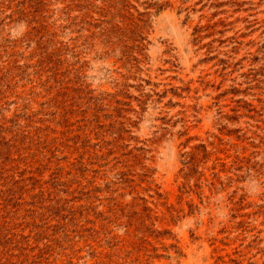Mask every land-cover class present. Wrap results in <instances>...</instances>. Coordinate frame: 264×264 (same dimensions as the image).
Returning a JSON list of instances; mask_svg holds the SVG:
<instances>
[{"label":"rangeland","instance_id":"1","mask_svg":"<svg viewBox=\"0 0 264 264\" xmlns=\"http://www.w3.org/2000/svg\"><path fill=\"white\" fill-rule=\"evenodd\" d=\"M0 264H264V0H0Z\"/></svg>","mask_w":264,"mask_h":264}]
</instances>
